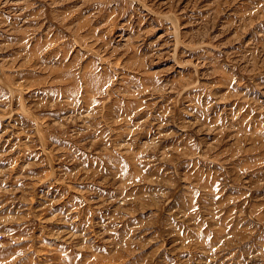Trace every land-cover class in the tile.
<instances>
[{
    "label": "rangeland",
    "instance_id": "374dc122",
    "mask_svg": "<svg viewBox=\"0 0 264 264\" xmlns=\"http://www.w3.org/2000/svg\"><path fill=\"white\" fill-rule=\"evenodd\" d=\"M0 264H264V0H0Z\"/></svg>",
    "mask_w": 264,
    "mask_h": 264
}]
</instances>
